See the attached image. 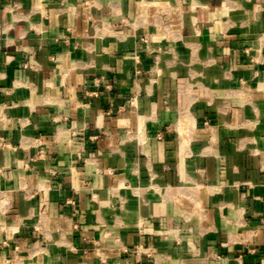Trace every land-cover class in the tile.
Here are the masks:
<instances>
[{
  "label": "crops",
  "instance_id": "obj_1",
  "mask_svg": "<svg viewBox=\"0 0 264 264\" xmlns=\"http://www.w3.org/2000/svg\"><path fill=\"white\" fill-rule=\"evenodd\" d=\"M0 264H264V0H0Z\"/></svg>",
  "mask_w": 264,
  "mask_h": 264
},
{
  "label": "built area",
  "instance_id": "obj_2",
  "mask_svg": "<svg viewBox=\"0 0 264 264\" xmlns=\"http://www.w3.org/2000/svg\"><path fill=\"white\" fill-rule=\"evenodd\" d=\"M205 124L206 125H209V121H205ZM54 174L56 173L55 171H52ZM41 199H43V198H41ZM44 200H45V198H44ZM44 200H42V203L44 202ZM149 255V254H148Z\"/></svg>",
  "mask_w": 264,
  "mask_h": 264
}]
</instances>
